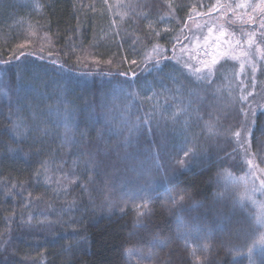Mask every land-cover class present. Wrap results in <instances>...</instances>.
Returning a JSON list of instances; mask_svg holds the SVG:
<instances>
[{
    "label": "trees",
    "instance_id": "obj_1",
    "mask_svg": "<svg viewBox=\"0 0 264 264\" xmlns=\"http://www.w3.org/2000/svg\"><path fill=\"white\" fill-rule=\"evenodd\" d=\"M221 71L247 87L213 121ZM259 179L264 0H0V264H264Z\"/></svg>",
    "mask_w": 264,
    "mask_h": 264
},
{
    "label": "rangeland",
    "instance_id": "obj_2",
    "mask_svg": "<svg viewBox=\"0 0 264 264\" xmlns=\"http://www.w3.org/2000/svg\"><path fill=\"white\" fill-rule=\"evenodd\" d=\"M15 4V1H13ZM214 33H219L217 32L214 28L212 29V34ZM204 60H207L205 53L202 54ZM214 70H211L210 73L213 74ZM212 78V77H211ZM216 77H214L213 80L211 81L208 86L209 87H204L206 88L205 90L201 91L199 93L200 98L205 104L206 108V116H211L213 121H217L219 119H223V115H228L231 114L235 109L236 105L239 101L240 98H243V95H245V90L247 87V82L244 80L242 81L239 76H235L234 74H229L228 72H220L219 76H217V79L215 80ZM215 80V81H214ZM205 86V85H204ZM216 93V94H215ZM153 95V93H151ZM225 105V107H223ZM217 113H220L218 115L220 118H217ZM243 137V133H242ZM250 138L251 134L247 136L246 138V143L242 146L241 145V138L238 137H233V139L239 144L242 156L247 162V177H245V180H249L250 178L255 177V171L253 169V161L251 158V154L249 152V144H250ZM245 148L248 149L247 153L245 152ZM251 161V163H249ZM250 165V168H249ZM262 179H259L260 185H258V192L255 193V186H250L251 188V194L254 199V204L257 209L256 213V218L257 221L259 222V226L264 230V196L262 195L263 191V185L261 183ZM239 188V187H238ZM172 190L168 189L166 192L161 193L160 195L163 197L164 202L163 206L165 208H169L171 210H175L177 205H172L171 201L169 200L170 196L176 197L177 200H179V195L178 193L174 192L175 194L172 195ZM241 195V193H240ZM245 197H249L244 193ZM181 203V202H180ZM144 214V213H143ZM142 257L145 259L146 257L142 255ZM141 256L136 255V257H133L132 259L134 261L137 260H144ZM254 257V256H252Z\"/></svg>",
    "mask_w": 264,
    "mask_h": 264
},
{
    "label": "snow or ice",
    "instance_id": "obj_3",
    "mask_svg": "<svg viewBox=\"0 0 264 264\" xmlns=\"http://www.w3.org/2000/svg\"><path fill=\"white\" fill-rule=\"evenodd\" d=\"M153 51H156V49L154 48ZM150 59V57H149ZM55 63V62H54ZM132 63H136L135 60L132 61ZM159 65V61H156V66ZM60 68L62 69L63 66L60 65ZM121 75H124V73H121ZM211 81H209L210 83ZM129 87H131V85H129ZM137 95H139L138 93H132V92H129V96L131 97H136ZM145 99H151V97H147L145 96L144 97ZM241 112H244V109L241 108L240 109ZM252 116H255V111L253 110L252 113H251ZM244 116L247 117L248 116V113L247 112H244ZM145 124L148 123V121H144ZM254 123V121L252 122ZM242 133H243V137H242ZM252 133V128L249 126L248 123L246 122H242L239 124V130L235 131L234 132V135L238 138H241V145L243 146L245 143H246V138L248 135H250ZM248 149L245 148V152L247 153ZM183 155L185 157H191V156H194V152H193V149H187L183 152ZM191 162V159H178L177 160V163L181 166V167H184L186 165H188L189 163ZM249 163H251V161H249ZM262 185H264V180L261 181ZM179 200L176 199L175 196H170L169 197V200L171 201L172 205H176L182 201H185V199H190V193H188L186 190L182 193V194H179ZM262 245H264V237L261 238V240L259 241Z\"/></svg>",
    "mask_w": 264,
    "mask_h": 264
}]
</instances>
